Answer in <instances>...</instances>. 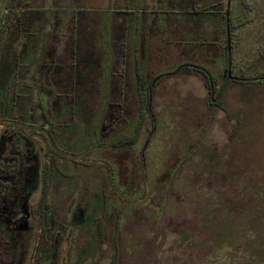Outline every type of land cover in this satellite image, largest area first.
Returning <instances> with one entry per match:
<instances>
[{"label": "rangeland", "instance_id": "rangeland-1", "mask_svg": "<svg viewBox=\"0 0 264 264\" xmlns=\"http://www.w3.org/2000/svg\"><path fill=\"white\" fill-rule=\"evenodd\" d=\"M30 2L11 6L32 25L27 19L24 44L21 31L11 37V80L4 82L9 70L0 68V264H202L182 246L180 231L202 239L195 207L211 189L221 196L216 211L226 242L254 238L264 247V85L228 82L211 108L202 76L177 71L192 63L224 85V34L220 46L215 38L226 0H195L196 9L220 13L202 18L209 42L181 39L179 47L190 45L198 57L142 60L133 58L141 21L155 17V28L175 13L154 9L180 12L185 0ZM257 7L255 20L238 29L234 61L264 46V0ZM122 41L124 85L114 71L122 60L109 51ZM136 64L141 91L130 73ZM20 81L30 86L20 103L33 108L26 122L15 106ZM203 173L210 181L201 191Z\"/></svg>", "mask_w": 264, "mask_h": 264}, {"label": "trees", "instance_id": "trees-1", "mask_svg": "<svg viewBox=\"0 0 264 264\" xmlns=\"http://www.w3.org/2000/svg\"><path fill=\"white\" fill-rule=\"evenodd\" d=\"M185 6H181L182 12H193V13H213L219 15L220 13L214 12L213 10H207V8L196 9L195 0H185ZM17 6L20 4H27L24 0H6L5 8L8 10L6 16L0 23V68H6L9 70L8 74L5 75L4 82L11 80L12 61L14 55L11 52V46L13 40L11 37H14V30H20L21 24L25 23V14L19 17L17 25L14 27V24L11 22L14 18L15 11L11 6ZM257 5L258 0H226V5L224 11L221 12V17L223 21V30H224V49L226 57V67L225 73L227 71V62H228V51L230 52V74L232 76H237L240 78H252L251 80H239V81H252L254 84H263L264 85V46H256L254 54L248 60H239L234 61L235 52L238 44V29L240 27L246 26L249 23L255 20L257 14ZM213 6V5H212ZM210 6V7H212ZM12 35V36H10ZM17 35V34H16ZM8 38V39H7ZM10 38V39H9ZM7 40V41H6ZM229 42V45H228ZM11 52V53H10ZM10 54V55H9ZM8 56L9 60H8ZM10 59H12L10 61ZM251 70L252 75H246V72ZM179 73H195L202 76L204 85L208 91V105L211 108H215L219 105V96L221 91L224 89L225 84L228 82H237V80L228 78L227 74L225 75L224 85L220 87L216 86V83L211 76V74L204 68H201L197 65L192 64H183L180 65L177 69ZM11 73V74H10ZM1 71H0V83H1ZM163 76L160 75V78ZM141 85V84H140ZM143 87V86H142ZM147 108V107H146ZM144 110V109H143ZM44 175V174H43ZM206 178L201 180L198 188L203 191L207 188L208 185L205 181H208L209 178L205 173L201 174ZM200 177V178H201ZM44 179V176H43ZM212 184V183H211ZM212 186V185H211ZM45 188V182L43 181V192ZM218 189L219 186L216 185ZM213 194L207 195V197H200L201 202H196L195 207V224L200 225V230L203 231L204 236L200 241L193 240L192 236L186 231L181 232L182 241L184 242L182 246L190 254L197 255V259L202 264H264V247L257 248L255 247V239L252 241L245 240V242L239 243L238 240H235L231 245L226 242L223 238V231L221 227L223 214L216 211L219 204L222 203L221 196L218 195L216 191L211 189ZM214 193L217 195L214 196ZM199 199V198H198ZM203 212H209L211 221H208ZM192 255V256H194Z\"/></svg>", "mask_w": 264, "mask_h": 264}, {"label": "crops", "instance_id": "crops-1", "mask_svg": "<svg viewBox=\"0 0 264 264\" xmlns=\"http://www.w3.org/2000/svg\"><path fill=\"white\" fill-rule=\"evenodd\" d=\"M147 7L146 4H143L141 6V9H145ZM152 10V9H151ZM155 11L153 12H160V13H165L168 11H172L175 13V15L173 17H166L163 21H160L162 23H160L157 19L156 21L158 22L156 24L157 27L154 28V23H155V17H151L145 20H149V21H141V40H139V42H141L139 48H137L136 50L134 49V59L138 60V59H155V58H167V56H169V54H172L171 57L173 58H179L182 56V58H196L198 57V55H193V54H189L190 51H193L192 47H190V45L192 43H189V41H192L193 39H201V42H209V40L207 39L208 33H209V28H203V23H202V18H204V16H208L209 13H189V12H177L176 9H171V8H162V9H154ZM179 14H195V16H199V20L196 21L194 20V18L191 19H187V18H181L180 21L182 22H178V17ZM197 14V15H196ZM168 18V19H167ZM201 18V19H200ZM190 20V21H189ZM218 20V18H217ZM193 21L195 22V24H192ZM163 24V25H162ZM218 24V23H217ZM200 25V27H199ZM194 26V27H192ZM158 29V30H156ZM220 30V29H219ZM223 25L221 26V36L219 31L216 34V38H215V44H217V46H220V38L223 35ZM220 37V38H219ZM186 39V42H188L190 45L187 46V48H180L179 44L182 42L181 39ZM162 42V44H161ZM165 43V44H164ZM127 46L128 43L126 41H122L119 43V46L117 47H112L110 46L109 51L113 53L111 54V58L112 59H121L122 60V68L120 70H118L115 73H117V76L121 77V85H124V75H125V69H126V65H125V60H126V51H127ZM194 47V45H193ZM180 51V54H179ZM186 53V54H185ZM89 57V56H88ZM170 57V58H171ZM81 58H87L86 56L81 57ZM183 64H192V63H181L180 65ZM132 71L130 72L132 75H134L136 77V89L138 90L137 85L141 84V90L143 89L142 85H145L144 83V77L141 73V76L139 75L137 68L138 65L136 64L134 67H132ZM163 72H158L159 76L162 74ZM157 74V75H158ZM115 74H112V79L113 76ZM151 76V83L155 82L153 79L158 76ZM141 78V80H140ZM111 79V82L113 81ZM159 80V79H158ZM46 83V82H45ZM48 83V82H47ZM110 83V82H109Z\"/></svg>", "mask_w": 264, "mask_h": 264}, {"label": "flooded vegetation", "instance_id": "flooded-vegetation-1", "mask_svg": "<svg viewBox=\"0 0 264 264\" xmlns=\"http://www.w3.org/2000/svg\"><path fill=\"white\" fill-rule=\"evenodd\" d=\"M24 2H26L27 4L26 5H28V4H30L31 2H30V0H24ZM42 1H40L38 4H40ZM25 16H26V14H25ZM27 19H28V26L31 24L30 23V18L29 17H25V23H22L21 24V29L20 30H14V33L16 32V34H17V32H19V31H21L22 32V43L24 44V42H26V38H25V30L26 29H29V27L27 26ZM18 20H19V18L17 17V14L14 16V18L12 19V23L14 24V27L17 25V23H18ZM38 20L41 22V20H43V17H41L40 16V19H39V17H38ZM30 26H32V25H30ZM20 37H19V35L17 36V39H19ZM29 39H30V37H29ZM22 51L24 52V50L22 49ZM27 51H29V45H28V43H27ZM26 51V52H27ZM64 51H65V47H64ZM64 51H63V53H60V56L58 57V60L61 58V56H62V54H64ZM14 54V52H12V55ZM25 54V53H24ZM28 57H25V58H23L22 57V59H27ZM51 59V58H50ZM44 64H46L45 62H43ZM193 65V64H192ZM68 66L70 67V64H68ZM22 67H23V64L21 65V69H22ZM82 67V66H81ZM21 69H20V71L18 70L16 73H15V76H16V79L18 80L19 79V75H20V73H21ZM52 73V72H51ZM227 74V73H226ZM47 75V74H46ZM53 75V74H52ZM51 75V76H52ZM55 75H58V74H55ZM60 75V74H59ZM51 76L49 77V79H50V81L54 84V85H62V83H63V81L61 80V78H58V80H56L57 79V77H55V78H52L51 79ZM60 77H61V75H60ZM46 79L45 77H44V75H43V77H42V79ZM231 79V78H230ZM47 80V79H46ZM154 81H155V78L153 79ZM19 81V80H18ZM42 82H44V80H41ZM41 82V83H42ZM46 82V81H45ZM40 83V82H39ZM112 83H115V82H113L112 81ZM152 83H154V82H152ZM48 84V83H47ZM18 88H20L21 90L19 91L18 90ZM29 88H30V86H29V84H27V83H24V82H22V81H20V82H18L17 83V86H16V92H17V96H19V102L17 103V105H15V106H18L17 108H19V110H21L22 111V116L20 117V120H23L24 122H26V119H28V117H29V115L30 114H32V112H33V108H31V106H29V104L28 105H25V106H21L20 105V103L22 102V99L25 97L24 95H23V93H24V90H27V91H29ZM23 91V92H22ZM49 91V90H48ZM138 91H141V89L140 88H138ZM3 94H2V92L0 91V98H1V96H2ZM16 98H14V100H15ZM44 101V100H43ZM43 101H42V103H41V107H42V110H43ZM0 104H2V102L0 101ZM14 104H16L15 102L13 103V106H14ZM43 116L45 117V113H44V111H43ZM46 118V117H45ZM61 117H58L57 119L59 120ZM46 121H47V119L45 120V122H43V124H46ZM61 125L63 126V123H61ZM60 125V126H61Z\"/></svg>", "mask_w": 264, "mask_h": 264}, {"label": "water", "instance_id": "water-1", "mask_svg": "<svg viewBox=\"0 0 264 264\" xmlns=\"http://www.w3.org/2000/svg\"><path fill=\"white\" fill-rule=\"evenodd\" d=\"M228 45H229V42H228ZM227 76L228 78H231V79H234V80H251L252 78H240V77H237V76H232L230 74V52L228 51V62H227Z\"/></svg>", "mask_w": 264, "mask_h": 264}]
</instances>
